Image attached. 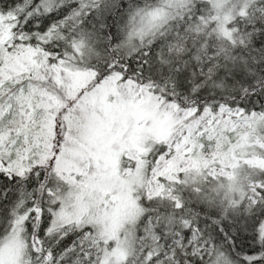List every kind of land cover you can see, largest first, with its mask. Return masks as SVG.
<instances>
[{"label":"snow or ice","instance_id":"snow-or-ice-1","mask_svg":"<svg viewBox=\"0 0 264 264\" xmlns=\"http://www.w3.org/2000/svg\"><path fill=\"white\" fill-rule=\"evenodd\" d=\"M0 264H264V0H0Z\"/></svg>","mask_w":264,"mask_h":264}]
</instances>
